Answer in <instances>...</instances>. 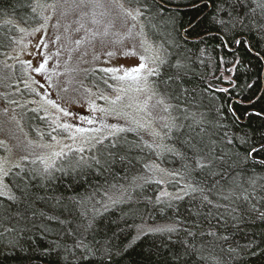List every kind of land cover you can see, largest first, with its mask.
Here are the masks:
<instances>
[{
    "label": "trees",
    "instance_id": "obj_1",
    "mask_svg": "<svg viewBox=\"0 0 264 264\" xmlns=\"http://www.w3.org/2000/svg\"><path fill=\"white\" fill-rule=\"evenodd\" d=\"M123 1L144 12L163 48L149 79L175 115L165 147L125 131L115 147L109 138L68 152L48 172L30 161L12 167L4 180L16 199L0 196V264H263L260 0ZM33 7L0 0V57L19 35L13 22H40ZM20 114L32 135L49 128L39 112ZM153 165L170 174L174 196L161 194Z\"/></svg>",
    "mask_w": 264,
    "mask_h": 264
},
{
    "label": "rangeland",
    "instance_id": "obj_2",
    "mask_svg": "<svg viewBox=\"0 0 264 264\" xmlns=\"http://www.w3.org/2000/svg\"><path fill=\"white\" fill-rule=\"evenodd\" d=\"M39 3L42 5L55 3L56 9L53 11L51 8L44 9L37 7L36 11L40 15L41 20L34 26L27 27L13 22L19 31V35L11 49L7 50L0 57V142H3L0 143V146L4 149L3 154L0 156V163L8 170L16 164L21 166L27 161L34 162L43 170L44 165L41 163L39 157L47 156L53 149L38 145L41 143H55L47 135L51 131V128L55 126L52 122L57 117H60L61 120H67L70 123L79 125V117L92 115L88 111L87 100L92 99L97 105L105 107L107 106L106 102L98 99L97 96L102 94L107 95L109 98H115L117 95L101 79L104 73H94L93 69L119 65L130 68L137 65L140 62L137 56L126 58L121 55L124 50L131 49L134 45L136 52L142 54L140 39L136 36V33L140 29V24H143L141 17L136 28L132 30L133 35L131 39H124L123 43H113V41L125 36L133 24V21L124 15L123 9L134 10L137 8L127 5L123 0H100L99 6L90 3L80 4L79 0H39ZM36 4L37 0H34V6ZM121 4L123 5V9L120 7ZM93 13H95V16H93ZM43 16L51 17L47 22L46 29L41 27L44 24ZM93 19L99 22L93 23ZM81 24L84 27L77 31V28ZM106 27L108 34L103 35ZM36 28H40L41 30L33 32ZM20 29H24V31L21 32ZM144 31L147 34L145 27ZM93 32L100 35L93 38ZM57 36L60 39L54 43L53 41L56 40ZM82 37L86 39L81 45L77 46L76 41L81 40ZM147 38L154 45H160L155 44L148 34ZM41 39L45 40L48 47L45 49L41 45L38 50L37 45ZM108 51H115L117 56L105 64L104 61L109 59L106 55ZM57 52H59V55H54ZM85 52L87 55H83ZM43 54H47L50 57L48 61L50 72L54 70L57 73H63V75L53 76V82L57 87L48 88V96L56 100L62 107L72 111L75 114L74 117H63L61 113H58L51 106H46L47 111L45 112L41 108L43 101H41L40 96L34 93H32V96H27L23 90L24 84L22 81L26 77L23 72L24 65L20 61H31L33 66H38L43 60ZM94 56H99V59L94 60ZM7 65L14 66V70L11 67H7ZM57 65L58 67H56ZM32 75L39 83L47 85L43 76H37L35 73H32ZM109 83L115 84L111 80H109ZM17 87L21 91H17ZM34 87H37V90L42 94L45 91V89H40L38 85H34ZM64 88H67V91H64ZM85 88L91 89L97 96L90 97L85 92ZM123 95L124 100L122 103L124 104L129 103L130 98H132L131 102L139 104L142 107L146 104L144 111L134 112L133 109H125V111L135 115L143 127H138L134 124L129 125L124 119H116L113 116H108L105 122L109 125L116 124L120 127H130L133 129L131 131L140 132L151 144L158 146L157 148L165 147L164 128L174 125L176 121L169 103L165 99L164 104L157 103L161 97L159 94L152 96L151 100H148L147 97L151 95L150 92L136 93L130 91ZM13 100L18 101V103H11ZM33 100L37 102L29 103V101ZM166 105L169 106L167 110H165ZM23 108L26 110L33 108L40 109L38 112L42 116H46L49 128L35 129V135H32L25 126V117H21L20 113ZM96 115L100 116L101 114L96 113ZM84 126L88 127V125ZM98 126L94 125V127ZM38 132L45 133L43 141L40 140ZM154 132L159 133V135H154ZM53 135L58 136V139L61 140V145H73V142L67 138L66 133L58 131L53 133ZM29 140L34 141L35 144L29 146ZM79 146H81L79 142L73 145L74 148ZM59 147L57 146L54 150H59ZM83 147L87 149L89 145H83ZM64 150L68 152V149ZM151 171L152 179L163 184L161 194L174 196L175 193L169 191L166 187V183L172 178L170 174L157 165H153Z\"/></svg>",
    "mask_w": 264,
    "mask_h": 264
},
{
    "label": "snow or ice",
    "instance_id": "obj_3",
    "mask_svg": "<svg viewBox=\"0 0 264 264\" xmlns=\"http://www.w3.org/2000/svg\"><path fill=\"white\" fill-rule=\"evenodd\" d=\"M80 4H93L95 6L100 5V0H79ZM259 7L264 8V0H260V3L258 4ZM37 7H41L44 9L51 8L53 11L56 9V4H40L39 0H37V4L33 7V12L36 11ZM121 9H123V5H120ZM124 15L128 17L131 21H133L132 26L129 28L128 33L121 37L119 40L113 41V43H123L124 39H131L133 35V29L136 28L137 23H139L140 17L144 15V12L140 8H136L134 10L130 9H123ZM103 15V13H101ZM93 16H95V13H93ZM51 19L50 16H43L44 24L41 25L42 28L46 29L48 20ZM93 23H98L96 19H93ZM240 22V21H237ZM84 25L81 24L79 28H77V31L80 30V28H83ZM41 29L36 28L33 30V32H39ZM21 32L24 31V29H20ZM108 34L107 27L105 28V31L103 35ZM99 33L93 32L92 37L96 38ZM136 36L140 39V48L142 49V54H138L135 50V45L131 49L124 50L121 55L124 57H131V56H137L139 59V63L133 67L127 68L123 65L119 66H113V67H102L98 69H93V72H100L104 73V76L101 77L103 79L104 83L108 85V87L112 88L114 92L117 93L115 98H109L107 95H98L96 93H93L91 89L85 88V92L89 94V96H97L98 99H102L106 102L105 107H101L95 103L94 100L89 99L86 101L88 111L92 113L91 116H81L80 124L77 125L75 123H70L67 120H61L60 117H57L56 120H54L52 123L55 125L51 128V131L47 133V135L50 137L51 141L55 142L49 143V144H39L40 147H46L49 149H53L47 156H41L39 157L41 163L44 165V172H48L49 169L53 168L55 166L56 160L68 155V152H77V153H83L84 147L83 145H89V151L91 149L96 148L97 145H103L105 140H108L109 138H112L111 146H116V139L119 135V133L125 132V131H131L132 128H125L120 127L116 124L109 125L105 122V119L108 116H113L116 119H124L129 125H137L138 127H143V125L140 124V121L136 119L135 115L125 111V109H133L135 111H144L146 108V104L142 107L139 104H134L131 102L132 98H130V102L127 104L122 103L124 100V95L128 92H136V93H142V92H150L151 95L147 97L148 100H151L152 96L157 95L155 88L153 87L152 83L150 82L149 78L152 76H156L159 74V67L160 65H163L165 63V58L162 55V45H154L152 42H150L147 38V34L144 31V25L140 24V29L136 33ZM60 37L57 36L56 40L53 41L54 43L56 41H59ZM86 38H81V40H77L76 44L77 46L81 45L83 41ZM43 46V48H47L48 45L45 42L44 39H41L39 41V44L37 45V49L39 50L40 46ZM54 55H59V52L54 53ZM83 55H87L85 52ZM108 60L104 61L105 64L109 63L111 59L115 58L117 56V53L115 51H108L106 53ZM50 57L47 54H43V60L38 64V66H33L31 61H20L23 67V72L25 75V79H23L24 84V90H28L31 93H34L37 96H40L41 101H43L41 108L46 112L47 107L51 106L52 108L56 109L58 113H61L63 117H74L75 114L70 111L67 108L62 107L60 104L57 103L56 100L51 99L48 96L47 89L48 88H56L57 85L53 82V76H59L63 75V73H57L54 70L49 71L48 69V61ZM94 60H98L99 56H94ZM7 67H11L14 70V66L7 65ZM58 67V65L56 66ZM32 73H35L37 76H43L44 80L47 82V85L39 83L35 79V77L32 75ZM109 80L114 81L115 84L109 83ZM34 85H38L40 89H45L44 93L42 94L40 91L37 90V87H34ZM64 91H67V88L63 89ZM17 91H21L17 87ZM37 101H29V103H36ZM11 103H18V101H11ZM157 103L164 104L165 100L164 97L161 96ZM23 107V105H21ZM169 106H165V110L168 109ZM32 112H38L40 109H30ZM96 113H100V116H97ZM39 119L44 120L46 119V116H40ZM84 125H88V127H85ZM94 125H99L98 127H94ZM62 132L67 134V138L70 139L73 142V145L79 142L81 146L79 147H73V145L69 144H63L61 145V140L58 139L57 135H53V133L56 132ZM154 135H159V133L154 132ZM38 135L40 136V140L43 141L45 133L38 132ZM3 143V142H0ZM231 143V141H229ZM29 146H32L35 144L34 141L29 140L28 141ZM57 146L59 147V150H54ZM64 149H68V152H65ZM256 150L253 149V152ZM248 155H252V153H248ZM81 160L84 159L83 156L80 157ZM95 159V158H94ZM99 160L96 159V163L99 164ZM197 163L203 167L202 164H200L199 161ZM14 167L19 168L20 165L16 164ZM8 169H5L3 167V164L0 163V196H3L7 193V197L10 200H15L16 197L11 193L10 189H8V186L4 183V177H6L9 174ZM159 182V181H158ZM247 198V197H246ZM115 202V201H113ZM261 217H264V212H262ZM11 229H8L10 231ZM173 229H168V231H172Z\"/></svg>",
    "mask_w": 264,
    "mask_h": 264
},
{
    "label": "bare ground",
    "instance_id": "obj_4",
    "mask_svg": "<svg viewBox=\"0 0 264 264\" xmlns=\"http://www.w3.org/2000/svg\"><path fill=\"white\" fill-rule=\"evenodd\" d=\"M264 264V263H263Z\"/></svg>",
    "mask_w": 264,
    "mask_h": 264
}]
</instances>
